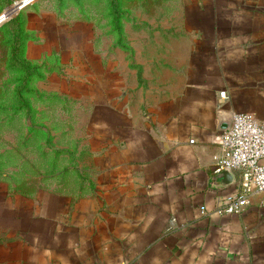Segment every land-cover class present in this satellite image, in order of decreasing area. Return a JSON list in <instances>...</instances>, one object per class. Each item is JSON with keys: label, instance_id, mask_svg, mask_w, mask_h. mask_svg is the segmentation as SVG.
Here are the masks:
<instances>
[{"label": "crops", "instance_id": "0c3cea01", "mask_svg": "<svg viewBox=\"0 0 264 264\" xmlns=\"http://www.w3.org/2000/svg\"><path fill=\"white\" fill-rule=\"evenodd\" d=\"M73 4L18 13L28 114L0 50V264H264V194L220 213L213 173L222 125L264 121V0H121L120 35Z\"/></svg>", "mask_w": 264, "mask_h": 264}, {"label": "built area", "instance_id": "2783aa9c", "mask_svg": "<svg viewBox=\"0 0 264 264\" xmlns=\"http://www.w3.org/2000/svg\"><path fill=\"white\" fill-rule=\"evenodd\" d=\"M220 96L224 97L225 93L220 92ZM219 147L213 173L230 169L237 171L238 180L235 191L222 201L218 211L241 214L250 195L264 194V121L246 112L233 114L228 128L221 131Z\"/></svg>", "mask_w": 264, "mask_h": 264}, {"label": "trees", "instance_id": "16d2710c", "mask_svg": "<svg viewBox=\"0 0 264 264\" xmlns=\"http://www.w3.org/2000/svg\"><path fill=\"white\" fill-rule=\"evenodd\" d=\"M121 0H106L109 13L112 16L113 28L121 34L120 19L125 11L120 9ZM4 35L9 45L7 66L14 72L20 73L16 79L17 85L14 88V100L17 108H21L26 114L29 113V106L24 100V94L30 92L28 84L31 76L37 73L39 68L26 61L23 57L24 42L28 34L23 31V19L17 14L4 25Z\"/></svg>", "mask_w": 264, "mask_h": 264}, {"label": "rangeland", "instance_id": "374dc122", "mask_svg": "<svg viewBox=\"0 0 264 264\" xmlns=\"http://www.w3.org/2000/svg\"><path fill=\"white\" fill-rule=\"evenodd\" d=\"M16 1H18V0H0V10H2L3 8V10H5L7 7H9L10 5H12L13 3H15ZM35 1V0H34ZM58 2H60V0H57ZM72 2L74 3L73 5L74 6H78L79 7V9L78 10H80V8L82 7V8H85V6H84V4L86 5V3H87V0H72ZM22 9L23 8H21V9H19V10H14L13 12H15L14 14H12L11 16H10V14L11 13H9L6 17H5V20L2 22V23H0V32L2 33V31H3V37H4V25L10 20V19H12L13 17H15L20 11H22ZM85 10V9H84ZM81 11H83V10H81ZM10 16V17H9ZM9 17V18H8ZM6 48H8L7 49V54H8V50H9V45H8V43H7V40H6V38H5V40H1V42H0V50H2V51H4V50H6ZM7 69H9V70H11V71H13L12 69H10L8 66H7ZM12 129V128H11ZM10 141L12 142H9L8 144H10V145H14L13 143H15L13 140H11L10 139Z\"/></svg>", "mask_w": 264, "mask_h": 264}, {"label": "water", "instance_id": "95a60500", "mask_svg": "<svg viewBox=\"0 0 264 264\" xmlns=\"http://www.w3.org/2000/svg\"><path fill=\"white\" fill-rule=\"evenodd\" d=\"M32 1L34 0H18L16 1L15 3H13L12 5H10L9 7H7L4 12L0 15V23H2L4 20H5V17L9 14L10 16L12 14H14L17 10L23 8L24 6H26L27 4L31 3ZM17 9V10H16ZM14 10H16L15 12H13ZM9 16V17H10ZM8 17V18H9ZM231 123V121H230ZM229 124H223L222 125V129L225 130L228 128V126L230 125ZM216 176L220 177L222 179L223 182L229 184L231 182H234L235 179H234V175H233V172L230 170V169H225L223 171H221L220 173L216 174Z\"/></svg>", "mask_w": 264, "mask_h": 264}]
</instances>
